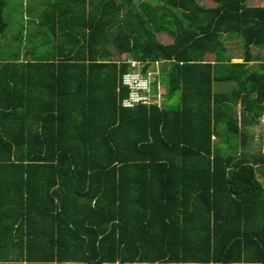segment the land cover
<instances>
[{
    "label": "trees",
    "instance_id": "trees-1",
    "mask_svg": "<svg viewBox=\"0 0 264 264\" xmlns=\"http://www.w3.org/2000/svg\"><path fill=\"white\" fill-rule=\"evenodd\" d=\"M198 1L25 7L0 44V264H264V155L244 150L264 118V7ZM119 57L160 65L161 105L121 106Z\"/></svg>",
    "mask_w": 264,
    "mask_h": 264
},
{
    "label": "rangeland",
    "instance_id": "rangeland-1",
    "mask_svg": "<svg viewBox=\"0 0 264 264\" xmlns=\"http://www.w3.org/2000/svg\"><path fill=\"white\" fill-rule=\"evenodd\" d=\"M6 1L7 3L3 10V19L6 22L7 26L5 28V32L3 33L4 35L0 38V44L2 45V47H5L7 49L10 48V50L11 49L13 50L14 46H16V42H14L12 38L17 34V29L19 27L18 25L20 24V21H21L20 16L22 15V13L25 12L26 10L25 7L29 5L30 8L39 10L45 7L47 0H6ZM198 2L200 4L209 5V2H207V0L206 2L204 0H199ZM246 5L247 6L256 5V6L264 7V0H247ZM21 23H23V21H21ZM155 37L161 43L170 41V37L165 33H157ZM223 41H224V45L226 46V50L228 54L234 56V58L232 59V62H239L240 59H238V57H240L239 56L240 46L236 45L237 42H235V40L227 39V38H224ZM252 52L259 53L261 56V61L264 62L263 52H259L256 49H252ZM207 59H211V58L209 57ZM159 68H160V65L151 64L149 68H147V71L148 73H150L149 75L152 76L151 73L156 74L159 71ZM156 79L158 83L160 84L158 87V89H160V93L161 91H165L166 77L164 76V74L158 75ZM223 84H225V86L227 85L226 83H223ZM161 98H162V104L169 108L176 107L179 103V97L177 93H173L169 97L161 96ZM157 103L158 105H161L160 98L157 100ZM238 111H239L238 107L236 106L235 113L237 116L239 113ZM250 130L252 131L253 138L250 140V143L248 142L249 143L248 145L250 146H246L244 150H246L247 152L253 153V154H256L257 152H259L264 155V118L260 117L257 123L250 127ZM238 147H239L238 151L242 150L240 146ZM256 176L260 182L262 183L264 182L262 179L263 177L261 175L257 174Z\"/></svg>",
    "mask_w": 264,
    "mask_h": 264
},
{
    "label": "built area",
    "instance_id": "built-area-1",
    "mask_svg": "<svg viewBox=\"0 0 264 264\" xmlns=\"http://www.w3.org/2000/svg\"><path fill=\"white\" fill-rule=\"evenodd\" d=\"M119 62H124L129 65L128 70L121 75L119 81L120 85L127 89L126 97L120 102L121 106L124 108H130L136 104L148 105L154 102L158 104V93L153 96L150 94V73L146 70L145 76H143L139 72L141 63L128 57H119L116 60V63Z\"/></svg>",
    "mask_w": 264,
    "mask_h": 264
},
{
    "label": "crops",
    "instance_id": "crops-1",
    "mask_svg": "<svg viewBox=\"0 0 264 264\" xmlns=\"http://www.w3.org/2000/svg\"><path fill=\"white\" fill-rule=\"evenodd\" d=\"M252 6H254V5H252ZM256 6V5H255ZM24 17H27L28 18V16H24ZM29 18H31V17H29ZM34 20H35V18H33ZM35 22H36V20H35ZM233 59V58H232ZM232 59H231V62H232ZM239 59V58H238ZM240 62V61H239ZM252 63H248V65H251ZM221 85V86H220ZM216 86H217V88L221 91V90H223L224 88H225V84H223V83H218V84H216Z\"/></svg>",
    "mask_w": 264,
    "mask_h": 264
},
{
    "label": "clouds",
    "instance_id": "clouds-1",
    "mask_svg": "<svg viewBox=\"0 0 264 264\" xmlns=\"http://www.w3.org/2000/svg\"><path fill=\"white\" fill-rule=\"evenodd\" d=\"M154 64H156V63H154ZM159 90V89H158Z\"/></svg>",
    "mask_w": 264,
    "mask_h": 264
}]
</instances>
